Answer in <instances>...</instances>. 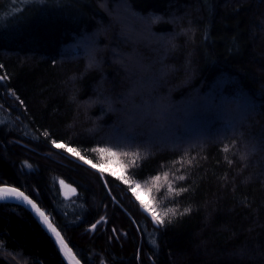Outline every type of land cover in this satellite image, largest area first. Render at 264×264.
Here are the masks:
<instances>
[{"label":"trees","instance_id":"obj_1","mask_svg":"<svg viewBox=\"0 0 264 264\" xmlns=\"http://www.w3.org/2000/svg\"><path fill=\"white\" fill-rule=\"evenodd\" d=\"M1 184L83 264H264V0H0ZM0 264L65 263L0 202Z\"/></svg>","mask_w":264,"mask_h":264},{"label":"snow or ice","instance_id":"obj_2","mask_svg":"<svg viewBox=\"0 0 264 264\" xmlns=\"http://www.w3.org/2000/svg\"><path fill=\"white\" fill-rule=\"evenodd\" d=\"M55 143V142H54ZM55 147L57 148H63L65 147L63 144H55ZM69 152L79 155V153L76 152V150L74 148H68L67 149ZM99 151L104 152L105 149L101 148L99 149ZM224 151H228V147L225 146ZM112 155H115V153H111ZM83 158V157H81ZM87 162V161H85ZM231 163V161H229ZM185 177L184 176H179L177 177V179L179 180H183ZM156 179H159V177H156ZM165 179H167V174H165ZM137 187H139V185H137ZM180 191H185V189H180ZM175 194H179V193H175ZM8 195H15L17 199H23L24 202H26L27 204L31 205V208L35 211V213L38 215V217L40 218V220L42 221L43 224H45L47 226V228L51 231V233L54 234L55 239L57 244L59 245L60 249L62 251H65V253L67 254V245L64 243V240L62 239L60 233L56 230V228L53 227V225L49 222V218L48 216L45 214L44 211H42L36 203H34L31 199H29L28 196H25L24 193L19 192L17 189L15 188H0V199H3L4 196H8ZM141 204H144L143 201H141ZM144 208L145 210H151L150 205L144 204ZM190 209L185 208L184 212L187 213ZM169 213H171L172 215H176V212L174 209H168L163 213V216L159 215L158 213H155V211L153 210V220L155 223L159 224V225H163L165 220L164 217H167L169 215ZM104 218L101 217V221ZM169 223H171V220L168 221ZM97 223H100V221H98ZM96 224L91 225V229L94 230L96 228ZM113 233L115 234V229H113ZM154 243V241H153Z\"/></svg>","mask_w":264,"mask_h":264},{"label":"water","instance_id":"obj_3","mask_svg":"<svg viewBox=\"0 0 264 264\" xmlns=\"http://www.w3.org/2000/svg\"><path fill=\"white\" fill-rule=\"evenodd\" d=\"M0 188H15L17 189L19 192L24 193L25 196H28L29 199H31L34 203L37 204V206L44 211L39 205L38 203L34 200L33 197H31L29 194H27L26 192H24L22 189L17 188L15 186H11V185H6V184H1ZM0 202H5V203H11V204H15L18 206H21L22 208L26 209L31 215L32 217L35 219V221L40 225V227L45 231V233L51 238L53 244L55 245L60 257L62 258L63 262L65 264H83L82 261L78 258V256L74 253V251L72 250V248L70 247V245L68 244V242L66 241V239L63 237L62 233L60 232V230L58 229V227L54 224V222L52 221V219L49 217V215L45 212V214L48 216L49 218V222L53 225L54 228H56V230L60 233L62 239L64 240V243L67 245V254L65 253V251H62L59 247V245L56 242L55 236L53 233H51V231L47 228V226L45 224L42 223V221L40 220V218L38 217V215L35 213V211L31 208V205L27 204L26 202L23 201V199H17L15 195H8V196H4L3 199H0Z\"/></svg>","mask_w":264,"mask_h":264},{"label":"rangeland","instance_id":"obj_4","mask_svg":"<svg viewBox=\"0 0 264 264\" xmlns=\"http://www.w3.org/2000/svg\"><path fill=\"white\" fill-rule=\"evenodd\" d=\"M106 166L107 165L103 164L102 166H100V168L102 170H105L104 168H106ZM59 186H60V191H61V194H62L63 197L69 198V197H71L74 194L73 188L71 186H69L68 184L64 183L63 181H59ZM141 201H143L144 204H147V201H145V200H141ZM144 204H142L143 208H144ZM147 211L152 212L151 210H147ZM102 221H105V220L103 219ZM102 221L100 220V222H102Z\"/></svg>","mask_w":264,"mask_h":264}]
</instances>
